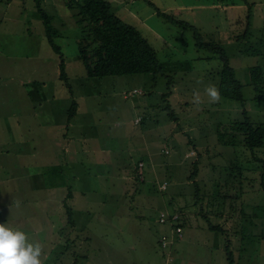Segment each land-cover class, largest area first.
I'll list each match as a JSON object with an SVG mask.
<instances>
[{
    "label": "rangeland",
    "instance_id": "rangeland-1",
    "mask_svg": "<svg viewBox=\"0 0 264 264\" xmlns=\"http://www.w3.org/2000/svg\"><path fill=\"white\" fill-rule=\"evenodd\" d=\"M107 1L113 3L122 20L142 33L156 50L164 72L174 77L176 85L169 102L178 120L172 121L169 110H163L166 105L161 93L166 91L167 80L162 77L155 85L152 75L90 78L79 53L83 32L72 16L73 11L64 0L44 1L47 13L55 16L53 25L60 34L54 41L62 48L66 71L78 102L71 128L65 131L75 138L70 143L85 166L81 164L80 169L77 166L83 178L80 183L89 184L94 192L87 197H75L76 209L79 208L81 213L78 214L77 210L71 217L61 211V190L56 197H48L50 192H46L43 203L34 199L31 203L39 206L36 208L39 214L33 213V208L24 204L32 198H27L26 191L19 190L17 184L24 181L27 184L26 179L28 185L41 183L38 175L45 178L46 169L54 163H40L47 158H32L26 142H15L17 136L28 137V132H0V145L5 147L4 155L0 154V192L11 185V207L22 204L18 207L19 214L29 210L26 214L33 219L28 220L26 233L30 240L44 246V264H72L59 258L63 218L72 220L78 228L79 238L83 234L91 237V242L81 243L83 252L78 257L79 263L74 261L75 257L73 264H139L146 260L144 264H158V235L162 228H166L159 218L162 212H174L173 199L187 213L195 211L197 221L203 226L210 221L225 230L220 233L200 227L194 229L188 223L185 232L192 234L191 246L183 257L184 264H229L225 251L227 245L233 249L235 264H264V226L258 221L257 228L252 227L253 232L249 228L253 237L243 238L242 221L238 216L242 201L264 205L259 164L249 162L250 153L221 145L214 133L218 122L228 124L231 120L243 119L244 109L254 122H264V100L254 99L256 92L247 85L249 67L264 64V42H260V38H264V31H261L264 28V0ZM248 4L256 5L252 8L255 16L253 36L250 43L240 44L234 37L245 31ZM159 12L196 27L204 42L220 44L227 50L237 78L245 85V108L224 97L218 103H208L203 89L208 84L218 87L217 73L222 66L219 54L197 49L191 29L172 23L169 16L163 17ZM0 17V105L11 106L10 111L22 109L25 112L32 110L38 100L43 103L46 97L55 94V107L69 109L72 95L59 78L60 54L49 43L36 1L0 0ZM247 47L253 50H247ZM256 48L259 52H255ZM146 77H150L149 80ZM134 88L137 90L132 91ZM127 90L133 95L125 99L123 92ZM196 90L201 92L204 101L200 105L192 102ZM142 91L144 94L135 95ZM43 107L47 106L44 104ZM138 117H141L139 124H135ZM0 118H9L3 116L1 106ZM40 118L46 119L44 116ZM64 118L68 117L61 112L53 118L59 125L58 130H61ZM44 144L60 153L63 138L51 134ZM68 145L64 146L65 150ZM164 150H169L170 155H164ZM21 153L23 156H19ZM198 153L202 154V164L197 180L203 192L217 191L213 180H209L210 176L217 175L220 169L224 172L230 162H241L245 166L248 177L244 183L246 193L243 200H228L226 207L235 205L230 218L227 217L228 209L225 211L227 216L217 217V208L207 206L208 199L203 201V207L212 212L208 219L199 212L201 204H194L195 186L189 177ZM66 156V153L62 154L64 159ZM137 166L139 173L135 171ZM212 167H217L215 172ZM83 170H89V177L82 174ZM138 174L140 179L136 180ZM15 176L19 179L14 180ZM49 176L52 175L49 173ZM164 182L168 183L166 189L162 186ZM39 193L33 192V195L39 196ZM9 200L10 197L7 202ZM41 227L43 232L38 231ZM69 230H72L71 226ZM62 231L64 238L66 228L63 226ZM84 255L88 256L87 261ZM152 256L154 260L148 261Z\"/></svg>",
    "mask_w": 264,
    "mask_h": 264
},
{
    "label": "trees",
    "instance_id": "trees-1",
    "mask_svg": "<svg viewBox=\"0 0 264 264\" xmlns=\"http://www.w3.org/2000/svg\"><path fill=\"white\" fill-rule=\"evenodd\" d=\"M36 9L41 15L43 22L45 24L46 34L49 39V43L56 53L60 54L59 57V67H60V80L64 82L68 88V92L72 95V103L67 109V117L69 120H73L78 111V102L74 98V90L72 84L70 83V78L66 71L67 64L62 52L61 46L57 45L54 38L60 33L58 29L53 25V20L55 16H51L47 13L43 7V0H35ZM66 6L73 11L72 16L76 19V24L81 27L82 37L80 39V56L86 67L87 74L90 78H107V77H121L129 75H152V82L155 85L159 78H164L167 80L166 91L161 93V99L165 103L164 111H168V116L172 121L178 120V117L171 109V104L169 102V97L174 94L173 88L176 85L174 77L167 75L164 72L162 65L159 62V58L156 50L149 43V41L142 35V33L134 26L126 23L122 18L117 15L113 3L107 0H64ZM243 2V0H242ZM256 5L248 4L247 13V26L242 34L236 35L234 38L240 44L250 43L253 36V25L255 21V16L253 15V7ZM159 14L163 17H168L167 13ZM170 17V16H169ZM172 23L177 24L181 27L189 28L194 32L196 38L197 49H207L212 54H219L220 60H222L221 70L218 71L217 75L219 77V91L220 96L229 100L239 102L243 108L246 106L247 99L244 95L245 85L237 78L236 71L231 65V59L227 50L223 48L220 44L206 43L202 39V35L196 27L187 25L183 21H178L174 17H170ZM263 33L264 28H261ZM264 35V34H262ZM260 42H264V38H260ZM247 50H253L252 47H247ZM255 52H259V49H255ZM248 86H251L256 92L254 99L264 100V64L255 65L249 67V81ZM137 89L134 88L135 91ZM142 91L140 94L142 95ZM133 95V94H132ZM130 91H124L123 96L125 99L132 96ZM153 95L150 91L149 96ZM243 119L241 120H231L228 124L224 122H218L217 127L214 128V133L218 142L227 147L242 149L245 153H250L249 162L257 163L259 168V182L264 192V122H254L250 118L246 109L243 112ZM140 121V120H139ZM164 155H170L169 150H164ZM201 153H198L197 160L192 162V171L189 177L195 186V206L200 205L199 212L204 215V218L208 219V215H211V211H207V208L203 207V201L208 199L209 207H216L217 212L215 213L217 217L221 215L224 216L225 211L228 209V218L233 214L235 205L227 206L228 200H240L246 193L245 191V181H248V177L245 175V166L241 162L232 161L224 167V172H217L210 176V181L213 182V187L217 188V191H207L202 190L200 182L197 180L201 171ZM168 160V159H166ZM241 161V160H239ZM142 166H144L143 162ZM212 171H216L217 167H212ZM140 168L137 166L135 171L139 173ZM140 174L136 177L139 180ZM144 178L141 177V180ZM212 179V180H211ZM168 184V183H167ZM216 193V194H215ZM234 194V195H233ZM71 195L69 194L68 197ZM67 197V198H68ZM214 198V199H213ZM243 200V199H242ZM232 204V203H231ZM240 210L238 216L242 221L241 233L243 238L251 239L253 233L250 234L249 228L258 225V221L264 226V205L257 203H245L241 202ZM68 214L72 215V209L67 206ZM250 209V210H248ZM168 219L163 225L168 226L167 228H173L180 226L183 228L181 213H168ZM210 212V213H208ZM173 215H177L176 219H173ZM208 221V220H207ZM208 229L211 231H216L224 233L225 230L219 224L214 225L210 221ZM69 223H73L72 220ZM253 223V225H251ZM166 229V228H165ZM184 232V230H183ZM253 232V230H252ZM174 234V232H173ZM164 233L162 232L158 235L159 239V254L163 259L162 264L169 261L170 264H176L175 249L174 245L181 239H176L173 243L169 244L167 248L161 246L160 240L162 239ZM86 235H81L83 240ZM88 236V235H87ZM91 240V237H89ZM228 245L225 246L226 257L229 264L234 263L233 249ZM86 258V257H85ZM237 264V263H236Z\"/></svg>",
    "mask_w": 264,
    "mask_h": 264
},
{
    "label": "crops",
    "instance_id": "crops-1",
    "mask_svg": "<svg viewBox=\"0 0 264 264\" xmlns=\"http://www.w3.org/2000/svg\"><path fill=\"white\" fill-rule=\"evenodd\" d=\"M44 1L47 3V0H43V4H44ZM8 3H9L8 5H10V2ZM0 21H1V17H0ZM149 78L150 77H146V80H149ZM62 83L64 82L62 81ZM67 96H70V95H67ZM56 97L57 96L55 94H51L50 96L46 97L47 99L46 101H43V103L42 101L38 100L36 104H34V108L32 110L25 111L27 112L26 114H24L25 112H23L22 109L20 110L16 109V110L10 111L11 106L3 105V104L0 105L3 116L9 117V118H3V119L0 118V132H15V133H20V134L24 132H28L29 133L28 137L17 136L16 137L17 140L15 142H19L21 144L22 142H26L25 144H28L29 149H30L29 156H31L32 158H36V157H46L47 158L45 160H41L40 163L49 164V165L54 163L50 167L47 166L49 168L46 169L45 171V178L41 174L38 175L39 178L41 179V183L35 182V183H31V185H28L29 181L26 179L27 184H25V181L21 183L18 182L17 184V188L19 190L26 191L27 198L29 197L32 198V200L28 199L24 204L31 206L33 208L32 212L35 213L36 215L39 214V212L36 209V208H39V206H37L36 204H32L31 202H34L35 201L34 199H39L40 201H42L41 203H43L44 198L47 195L46 192H50L48 197H56L58 194V191L61 190L60 195H62L63 197L61 200L59 197L58 198H59V201L63 202V203L60 202V204L61 206H63L61 211L64 214L68 213L66 209L67 206L71 207L72 214L77 212V210H78V214L81 213L79 208L76 209L75 197L80 196V195H82V197H87L88 195H91L92 192H94V190H92L89 184L83 185L80 183L82 176H80L81 173H80V170L77 169V166H79V169H80V166L82 164V159L77 158L76 148L72 147L74 145L70 143L72 140L74 141L75 138L72 135L69 136L67 131H65V129L71 128L70 122L72 120H69V118L62 119L61 120L62 122L60 124L61 130L57 129L59 125L55 124V120L53 118L59 115L60 112L63 116H67V109H57L55 107L54 103H55ZM44 104L47 107H43ZM42 116L46 117V119L42 120L40 118ZM140 119L141 117H138L135 121V124H139ZM38 133H41V135H38ZM51 134H56V137L59 136L60 138H63V144L60 146V149H61L60 153L58 149L57 151H55L52 146L48 148L45 147V144H44L45 139L46 138L50 139ZM40 141L42 143V146L40 145ZM66 144H69V145L66 147V150H65L64 146ZM4 148H5L4 146L0 145V149H2L1 152H3L0 154L4 155V151H3ZM38 148L42 150L40 151L38 150ZM46 148L48 149V151H46ZM63 153L67 154L66 159L62 157ZM72 153H73V156H72ZM9 154L10 153H7L6 155H9ZM19 156H23V154L21 153ZM26 170L27 169H25V171ZM40 172H43V171L41 170ZM49 173L52 176H49ZM82 174L85 177H89L90 175L89 170L88 171L83 170ZM16 179H19V178H16L15 176L14 180ZM46 179L48 180L46 181ZM10 189H12L11 185H9L8 188H6V190H4L3 192H0V222H8L9 227L19 228L26 232L27 227H29L27 222L29 219H33V218H28L26 213L29 212V210L25 212L22 211V213L19 214L20 211L18 207H22V204H20L18 200H17V203L20 205H17V207H14V206L11 207L13 204V201L11 199L12 194H9ZM27 190L31 192L28 193ZM33 192H40L39 193L40 195L35 196L33 195ZM69 194L71 195L70 197H68ZM8 197H10V200L7 202ZM173 204L176 205V207L175 209H173L174 212H170V213L172 214V213L178 212L183 215L182 222L184 223V225L182 224V226H183L184 232H183L182 239L179 240L174 245L172 252L175 249L176 264H184L183 257H185L186 252H188V247L191 246L189 243H191L190 240H191V235H192V234L189 235V233L185 232L186 226H188V223H189L190 225H192V228L194 229H196L197 227H200L202 229L203 228L208 229L209 224H206L205 226H203L199 221H197L195 211H192L193 214L187 213L186 209H183V207L178 206L175 203L174 199H173ZM8 206H10V208ZM69 222H70L69 220H66V219L64 220V218L62 219V224H61L62 234L59 233L61 237L62 247L59 252V255H60L59 258H61V260L66 259V261H69L70 263L73 264L72 261L76 257L74 261L76 263H79L78 257H81L80 255H82V252H83L81 243L88 242V241L91 242V240H89V237L87 236L88 234H86L85 239L83 240L79 238V234H77V231H76V228H77L76 225L74 223L71 224ZM198 223H200L201 225H199ZM62 226L66 228V233H65L66 235L64 238H62L64 235L62 231ZM70 226L72 227V230H69ZM38 231L43 232L44 230L41 227L40 230ZM160 231L162 232V229ZM163 233L171 234L172 230L170 227L167 228L166 226V229L163 228ZM70 248H72L73 250V252L71 253H69ZM83 258L86 261L88 260L87 255H84ZM157 258L159 259L158 264H162L163 257L161 258L159 251H158ZM151 260H154L153 256L148 259V261H151ZM146 261H143L139 264H144Z\"/></svg>",
    "mask_w": 264,
    "mask_h": 264
},
{
    "label": "clouds",
    "instance_id": "clouds-1",
    "mask_svg": "<svg viewBox=\"0 0 264 264\" xmlns=\"http://www.w3.org/2000/svg\"><path fill=\"white\" fill-rule=\"evenodd\" d=\"M203 96L211 104L221 99L215 84L206 85ZM192 102L196 105L204 102L199 90L193 92ZM45 257L44 246L40 242L30 240L27 233L19 228L9 227L8 222H0V264H44Z\"/></svg>",
    "mask_w": 264,
    "mask_h": 264
},
{
    "label": "built area",
    "instance_id": "built-area-1",
    "mask_svg": "<svg viewBox=\"0 0 264 264\" xmlns=\"http://www.w3.org/2000/svg\"><path fill=\"white\" fill-rule=\"evenodd\" d=\"M140 166H142V163H140ZM165 189L167 188V182H164L163 185H162ZM168 214L167 212H162L160 214V223L163 224V223H166L167 219H168ZM173 219H176L177 218V215H173L172 217ZM172 233L171 234H164L162 239L160 240L161 242V246L163 248H167L169 246V244L173 243L174 240L176 239H182V236H183V228L180 227V226H177L175 228H173L172 226ZM174 232V234H173ZM165 264H170L169 261H166Z\"/></svg>",
    "mask_w": 264,
    "mask_h": 264
}]
</instances>
